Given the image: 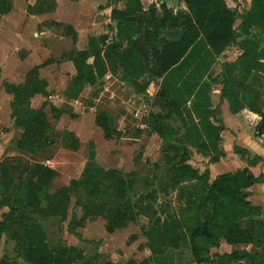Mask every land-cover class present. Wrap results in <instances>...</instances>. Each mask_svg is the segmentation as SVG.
I'll return each instance as SVG.
<instances>
[{"label": "trees", "instance_id": "1", "mask_svg": "<svg viewBox=\"0 0 264 264\" xmlns=\"http://www.w3.org/2000/svg\"><path fill=\"white\" fill-rule=\"evenodd\" d=\"M184 2L188 10L186 14L179 12L174 14L162 5V15L158 16L155 7L150 6L145 21L144 42L149 46H155V39L161 30L182 27L183 31L177 40H164L161 49L153 52V58L164 74L159 98L170 108L168 112L170 115L174 114L180 118L184 128L183 136L188 139L191 147L213 164L223 157L219 137L222 126L213 122L218 114L216 109L211 108L208 97L213 82H206L204 76L206 73L209 74L208 67L214 61L213 56L219 55L230 45H237L242 53L234 62L223 67L221 97L228 100L230 112L233 114L243 109L257 114L259 121L255 126V133L258 136L264 133V115L259 104L260 94L246 83L249 74H264V0H252L251 8L243 14H237L229 8L226 0ZM100 12L102 18L115 22V34L111 40H108L107 35L90 37L86 49L70 52L69 60L75 70L70 90L85 85L95 86L107 72L115 76L119 71L124 74L123 81L136 86L139 77L146 72L140 52L131 41L136 29L129 20L135 13L142 12L140 1L128 0L125 10L106 6L102 7ZM237 19L240 20V24L238 28H234ZM252 29H256L257 34H252ZM71 32L74 33L73 30ZM240 35H245V38L237 41ZM72 38L75 41L74 34ZM46 63L47 61L30 69L20 84L4 83L5 91L12 96L10 104L12 119L15 126L21 130L16 142L17 148L33 156H37L48 146L51 130L45 111L30 107L32 97L46 96L48 93V83L39 75L40 69ZM232 70L240 73L238 81L229 77L228 73ZM188 103L192 105L193 115L187 113ZM55 111L60 115L63 113L58 109ZM185 115L188 117L187 121L184 119ZM165 116L150 113L147 123V128L162 140H166L167 137V130L163 124ZM95 122L106 139L123 136L122 131L113 127L107 113H97ZM65 147L76 151L79 147L78 139L71 137ZM167 149L173 152V156L179 155L180 150L177 146L171 144ZM186 152L188 150L184 149V153ZM233 152L245 160L248 166H255L262 160L258 156H251L246 149L236 145ZM172 157L165 154V164L171 162ZM180 159L182 162L179 167L180 173L173 178L175 183L179 184L184 180L198 182L200 186H193L185 191L186 203L180 218L164 220L150 226L145 244L148 250L147 263L168 251L179 249L180 244L184 242L190 246L192 259L200 263L196 245L198 238L210 239L219 236L229 245L262 247L264 217L260 219L262 213L258 206L246 201L244 190L258 181L264 182V173L255 178L248 168H244L220 174L209 182L207 169L200 172L198 168L192 167L187 163L186 154H181ZM88 165L97 169L93 152L88 153L81 177L70 180L66 187H62L56 193L54 206L46 214L48 217L58 216L65 219L69 195L81 190L89 198H93L100 182H106L113 199L121 203L113 210L111 216L113 225L110 227L116 228L127 221L134 222L140 216L152 218L156 214L158 190L153 182L128 199L134 178L121 175L113 169L104 170L99 167L100 177L93 179L88 189L85 184L92 179L85 174ZM37 192L36 201L40 204L42 200L39 198L40 192ZM0 196V206L9 208L8 213L4 214L0 221V237L4 235L13 242L15 258L22 259L27 264L73 263L68 248L50 247L45 232L36 218L29 213L28 209L31 203L33 204L29 181L20 179L11 190L1 187ZM84 217H87L85 212ZM244 219H249L248 227L240 225ZM75 223V226H80L78 222ZM244 257H247L248 261H243ZM220 264H264V254L232 253Z\"/></svg>", "mask_w": 264, "mask_h": 264}, {"label": "rangeland", "instance_id": "2", "mask_svg": "<svg viewBox=\"0 0 264 264\" xmlns=\"http://www.w3.org/2000/svg\"><path fill=\"white\" fill-rule=\"evenodd\" d=\"M14 1L16 21H18L17 19L21 16L24 17L22 10L26 0ZM54 6L52 0H38V4L31 11L50 10ZM78 10V5L74 3L68 5L61 13L60 21L63 24L76 23L77 28L83 32L81 35L83 39L104 27L102 24L99 29L97 28L92 12L86 6L81 9V14ZM27 19L26 30L18 21L12 30L3 29L4 38L0 40V44L11 41L9 48H12L10 51L8 48L7 50L0 48V131H5L8 151L12 145L14 146L13 139L17 141L19 138L21 130L10 118L12 97L4 92L3 83H21L28 70L45 61L47 63L40 69L39 75L47 81L48 93L46 96L37 95L31 98L30 107L45 111L51 130L47 141L48 146L37 156H30L25 152L12 153L11 149L12 156L16 154L14 162L16 168L15 172L11 173L13 174L11 178L7 179L13 185L17 184L18 178L29 181L33 199V204L31 203L28 209L29 213L36 218L45 232L51 248L69 249L70 256L73 258L72 264H146L148 260L146 252L148 250L145 248L146 233L150 226L164 220L180 218L186 203L185 191L193 186H200L198 182L184 180L179 184L175 183L173 178L180 173L181 154H186L187 163L198 168L200 172L209 165L208 158L197 153L188 139L183 136L184 128L180 118L164 111L162 105H158L159 102L153 100L147 93L146 77L134 88L121 81V74H119L112 78L113 82L111 80L103 83L102 85L105 84L106 88H102L101 85L99 88L102 91L98 92L99 94L97 93L99 88L94 87L85 89L77 101L69 99L68 90L71 78L75 74L72 64L65 56L72 39L69 37L73 36L71 27L64 26V29H60L53 24L48 26L45 24L48 22L46 17ZM24 21L23 18L20 19L21 23H25ZM39 21L40 23H37ZM12 31L16 35L9 40L8 33ZM65 33L68 38L65 37ZM108 36H110L109 33ZM75 43L72 39V46ZM186 106L187 113L193 115L192 105L188 103ZM55 108L65 111L60 115ZM101 109L109 114L108 119L111 117L114 119L116 127L123 132V136L112 139L104 137L101 128L94 123L95 110ZM149 113L167 114L163 120L167 130L166 140L160 139L147 129ZM232 118H234L233 115L228 113L225 121L232 125L238 122V119ZM184 119L187 121V115ZM75 136L79 141L81 140L80 148L76 151L65 149L70 138ZM171 144L179 148L178 156H173V152L167 149ZM184 149L188 152L184 153ZM89 152L94 153L97 169L88 165L85 174L92 179L85 184L86 188L91 187L93 179L100 177L98 172L100 168L113 169L121 175L134 178L128 199L153 182L158 190L156 214L152 218L140 216L134 222L127 221L116 228L110 227L113 225L111 221L113 210L121 203L113 199L108 184L100 182L93 198H89L81 190L69 195L66 221L58 216L48 217L46 214L54 206L56 193L62 187H66L70 180L81 177ZM165 154L173 156L171 162L166 164ZM218 164L223 166L222 172L237 169L234 161L230 159ZM263 168V165L258 164L252 168V171L257 174ZM37 191L40 192L39 198L42 200L40 204L36 201L35 192L38 193ZM248 198L252 204L260 205L264 213V185L252 186L248 190ZM8 211L7 206H0V216L7 214ZM84 212L87 217H84ZM263 217L264 215L260 219ZM75 222H78L80 226H75ZM240 225H249V219L242 220ZM196 245L201 262L196 263L192 259L194 264H220L232 253L261 252L264 254V245L260 248H254L251 245L234 247V245H227L219 236L210 239L198 238ZM13 247V242L5 238L0 239V264H27L22 259L15 258ZM179 249L183 254H191L187 242L181 243ZM243 261H248V258L244 257Z\"/></svg>", "mask_w": 264, "mask_h": 264}, {"label": "crops", "instance_id": "3", "mask_svg": "<svg viewBox=\"0 0 264 264\" xmlns=\"http://www.w3.org/2000/svg\"><path fill=\"white\" fill-rule=\"evenodd\" d=\"M52 1L55 4L53 9L40 10V11L32 12L31 10L34 9L36 4H38V0H26L24 3V10H22L24 17H22V16L20 17V19L23 18L25 20L24 21L25 23H21L20 19H17V20L19 21L20 26H22V28L25 30L27 29V27H26V24H27L26 21H28L27 18L39 19L42 17L43 18L46 17L48 22H46L45 24L48 26H51L50 24H53L55 27H58L60 29H64V26H67L69 28L71 27V29L74 32L73 34L75 35V42L76 43H75V45L73 44V46H72V39L73 38L69 37L72 39L70 40L71 42H69V45H70L69 50H67V53H65V56L67 57L68 61L72 64V62L69 60L70 52L72 50L80 51V50L86 49L87 42H88V39L90 37L99 36V35H107L108 36V33H109L110 36H108V40H111L113 38V36L115 34V22H111L109 19L106 20V19L102 18L101 14H100L101 13L100 9L102 7L108 6V7L113 8V9L125 10L128 0H52ZM139 1L142 5V12L135 13L134 15H132L129 18V20L135 26V29H136V32L133 34L132 39H131L132 44L140 52V55L142 57V61H143L144 65L146 66V72L142 76L139 77V79L137 80V85L139 83H141V80L146 77V83H148L147 84V89H148L147 93H149L151 95L153 100H155L156 102H159L158 105H162L161 107L164 108V111H166L168 113L170 108L163 101H161L159 98V91H160L161 86H162V80H163L164 74L159 70L157 63L155 62V60L153 58V52L159 51L161 49L162 41H164V40H177L179 35L181 34V32L183 30H182L181 26H178V28H176V29L165 28V29L160 31L159 36L155 39V46H149L144 42L145 21L148 18V8L150 6L155 7L156 13L158 16L162 15V11H161L162 5L165 6L166 9L172 11L174 14L178 13V12L181 14H186V13H188V10H187V7L185 5L184 0H139ZM226 1H227V5L229 8L236 11L237 14H243L244 12L249 11V9L251 8V1L252 0H226ZM72 3L78 5L79 14H81V9L86 6L92 12V17L94 18V21H96L97 28L99 29L100 28L99 26H102V24L104 25V27L102 26L100 28V31L93 33V34H91V36L85 37L83 39L81 37L83 32L81 31V29L77 28L76 23H73V24L61 23V21H60L61 13L65 10V7H68V5H70ZM15 9H16V7H15V1L14 0H0V40H1V38H4L3 29L5 28V31H6V29L10 31V30H12L14 25L18 22V21H16L17 16L15 13ZM37 23H40V21ZM239 24H240V20L237 19L234 23V28H238ZM5 25H6V27H4ZM251 33L257 34V30L252 29ZM8 34H9V36H8L9 40H11L14 37V35H16V33L14 31L9 32ZM65 37L68 38L66 33H65ZM243 38H245V35H240L237 38V41H240ZM7 44H9V45H7ZM10 44H11V41L9 43L3 42L0 44V48H2V50H7V48H8V51H10L12 49L11 47L9 48V46H11ZM241 53H242V51L237 45L228 46L219 55L213 56L214 61L212 63H210V65L208 67L209 74L206 73V75L204 76V80L206 82H208V83L213 82L209 91H208V97H209V102H210L211 108L216 109L218 111V114L215 117L216 120H213V122L217 125L222 126V130L219 133V137H220V147L222 149V153H223V157H224V159H223V157H221L222 159L220 158L219 159L220 161L218 160V162H216V163H213V164L209 163V165H207V167L205 168L209 172V182H212L216 178V176H218L220 174L228 173V172H222L223 166H219V164H218L219 162H223L227 159L234 161L235 167L237 166V169H235V171H239V170H243L244 168H248L249 171L252 173V175L255 178H258L260 174L264 173V168L262 170H260L259 172H257V174H254V172L252 171V168L257 166L258 164H261V166L262 165L264 166V133L260 136L256 135V133H255V126L259 121V116L255 113L247 110V109H243V110L239 111L238 113L233 114L230 112L228 100L226 98L221 97V90H222L221 80L223 78V67L225 64H230V63L234 62L241 55ZM38 65H40V64H38ZM72 66H73V64H72ZM73 69H74V66H73ZM74 72H75V70H74ZM119 74H121L120 79H121V81H123L122 78H123L124 74L122 73V71H119L118 74L115 76H113L110 72H107L95 86L85 85L81 88H77L74 90L69 89L68 90V98L77 101V100H79L82 92L85 89H89V88L93 89L94 87L99 88L103 83L110 82L113 77L119 76ZM0 75H1V68H0ZM228 75L234 81H238L240 78V73L236 70L230 71L228 73ZM112 82H113V80H112ZM123 82H126V81H123ZM4 83H8V82H4ZM4 83H3L4 92L7 95L11 96L10 94H8L5 91ZM126 83L129 84L128 82H126ZM246 83L253 90L259 92V94H260V96H259L260 111L264 115V74H262V73H251L247 76ZM9 84H12V83H9ZM18 84H20V83H18ZM105 86H106L105 84L102 85V88H104ZM130 87L135 88V86H132V85H130ZM47 88H48V86H47ZM100 88L97 91V93L98 92L100 93L102 91V89H100ZM97 93L95 92V96ZM35 96H37V95H35ZM11 101H12V99H11ZM10 104H11V102H10ZM64 111H63V113H64ZM95 112H96V114L99 112L107 113L106 110H104V109L103 110L102 109L101 110H95ZM228 113L233 115L234 118H232V119H238V122L234 123L233 125L228 124L225 121V117H226V115H228ZM96 114L94 116V123L95 124H96V122H95ZM165 115L162 114V116H165ZM171 115L174 116V114H171ZM10 118L12 119L11 110H10ZM111 120H112L113 127L115 129L119 130L116 127L114 119L112 117H111ZM151 133H153V132H151ZM153 134H155V133H153ZM155 135H157V134H155ZM16 142L17 141L16 140L14 141V139H13L12 144H14V146L11 144L12 148H9V150L7 151L6 144L8 143V140L6 139L5 131H0V151L2 152V159L0 160V189L2 187L5 190H11L13 187L16 186V185H13L12 182L7 179L9 177L11 178V176L13 175V174L11 175V173H13V171L15 172V168H16V163H14L15 159H16L15 158L16 154H14V156H12L13 155L12 153H16V152L24 153V151L19 150L17 148ZM78 142H79L78 148H80L81 140L80 141L78 140ZM225 143H226V145H225ZM235 145L246 149L250 153L251 156L260 157L262 159L261 162H259L255 166H248L245 160L240 159V157L233 152V147ZM9 147H10V145H9ZM64 148L66 149V147H64ZM11 149H12V153H10ZM28 155H30V154H28ZM30 156H33V155H30ZM235 171H229V172H235ZM5 174H6V176H5ZM13 180H14V178H13ZM19 180L20 179L18 178L17 182ZM256 184L264 185V182L258 181L256 183H254L252 186H254ZM252 186H250L249 188L244 190V192L246 194V201H249L251 204H252V202L248 198V190ZM0 199H1V196H0ZM252 205L258 206L260 208V212L262 213V216L264 215L260 205H257V204H252ZM66 219H67V216L64 219V221H66ZM1 220H2V216H0V221ZM242 227H248V225H243ZM2 238L7 239L4 235H2L0 237V239H2ZM227 245H229V244H227ZM229 246H232V245H229ZM240 246H244V245H238V244L234 245V247H240ZM179 250L180 249L171 250V251H168L165 255L155 257L152 261H150L149 264H194L191 254H187V253L183 254ZM182 262H184V263H182Z\"/></svg>", "mask_w": 264, "mask_h": 264}]
</instances>
